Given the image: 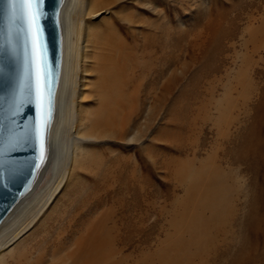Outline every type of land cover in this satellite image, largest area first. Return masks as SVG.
Instances as JSON below:
<instances>
[{"label": "rangeland", "instance_id": "374dc122", "mask_svg": "<svg viewBox=\"0 0 264 264\" xmlns=\"http://www.w3.org/2000/svg\"><path fill=\"white\" fill-rule=\"evenodd\" d=\"M82 4L75 14L74 100L86 111L94 104L95 79L89 34L110 11L95 16ZM146 9L150 55L142 112L126 141L81 142L104 160L105 172L114 155L119 163L130 158L128 186L122 180L116 202L112 180L96 190L102 198L111 191L102 210L116 214L114 259L264 264V0H147ZM70 124L61 135L67 152L79 139ZM79 179L92 185L88 172ZM212 185L224 192L218 216L200 205ZM57 190L52 207L64 192ZM32 225L4 252L23 243Z\"/></svg>", "mask_w": 264, "mask_h": 264}, {"label": "bare ground", "instance_id": "6f19581e", "mask_svg": "<svg viewBox=\"0 0 264 264\" xmlns=\"http://www.w3.org/2000/svg\"><path fill=\"white\" fill-rule=\"evenodd\" d=\"M81 4L95 16L110 11L102 24L89 34L95 73L90 90L94 106L86 111L78 110L74 100L79 54L75 14ZM146 6L147 0L63 1L59 12L62 61L48 156L32 188L0 223V264H119L114 259L118 252L115 240L119 235L115 210L102 208L110 198L116 202L122 180L127 184L130 158L119 163L114 155L112 170L105 172L104 160L97 153L88 154L81 142L101 138L126 141L135 116L142 112L150 55ZM69 119L79 139L67 152L62 150L61 135ZM83 133L87 138H81ZM84 171L91 174L92 185L88 189L85 188L87 183L79 179ZM111 180L113 196L106 190L107 195L102 198L96 190H102ZM62 186L63 195L52 207L49 202ZM211 187L200 205L218 216L224 192L221 193L223 188ZM31 224L34 229L25 241L17 243L12 251L4 252ZM193 240L194 243L199 241V236L195 235ZM178 261L174 259V263L179 264Z\"/></svg>", "mask_w": 264, "mask_h": 264}, {"label": "water", "instance_id": "95a60500", "mask_svg": "<svg viewBox=\"0 0 264 264\" xmlns=\"http://www.w3.org/2000/svg\"><path fill=\"white\" fill-rule=\"evenodd\" d=\"M63 1L47 0L44 11L48 16L41 21L43 62L53 93L50 126L61 71L59 12ZM46 117L47 107L39 98L25 33L14 20L10 6L0 0V223L32 188L47 159L50 126L43 153L37 135L41 120ZM13 145L16 150L9 151Z\"/></svg>", "mask_w": 264, "mask_h": 264}, {"label": "snow or ice", "instance_id": "6c2138e0", "mask_svg": "<svg viewBox=\"0 0 264 264\" xmlns=\"http://www.w3.org/2000/svg\"><path fill=\"white\" fill-rule=\"evenodd\" d=\"M5 3L12 9L13 18L20 26V30L25 33L29 57L36 77L39 98L41 103L47 107V117L41 120L40 127L37 130L41 152L43 153L46 150V135L50 126L53 98L52 90L48 87L47 72L43 62L45 45L40 35L43 31L41 21L48 16V13L44 11L47 0H5ZM15 150V145L9 149V151Z\"/></svg>", "mask_w": 264, "mask_h": 264}]
</instances>
